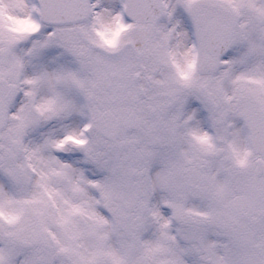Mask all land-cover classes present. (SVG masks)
<instances>
[{"label":"snow or ice","instance_id":"snow-or-ice-1","mask_svg":"<svg viewBox=\"0 0 264 264\" xmlns=\"http://www.w3.org/2000/svg\"><path fill=\"white\" fill-rule=\"evenodd\" d=\"M0 264H264V0H0Z\"/></svg>","mask_w":264,"mask_h":264}]
</instances>
